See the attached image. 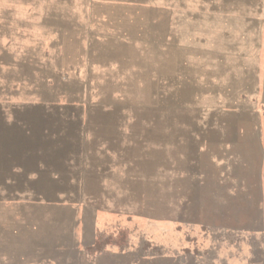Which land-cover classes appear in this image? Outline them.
Masks as SVG:
<instances>
[{"label": "rangeland", "instance_id": "1", "mask_svg": "<svg viewBox=\"0 0 264 264\" xmlns=\"http://www.w3.org/2000/svg\"><path fill=\"white\" fill-rule=\"evenodd\" d=\"M2 99L0 264H264V0H0Z\"/></svg>", "mask_w": 264, "mask_h": 264}, {"label": "water", "instance_id": "2", "mask_svg": "<svg viewBox=\"0 0 264 264\" xmlns=\"http://www.w3.org/2000/svg\"><path fill=\"white\" fill-rule=\"evenodd\" d=\"M7 50V49H6ZM49 71H50V73H51V75L52 76H55V75H57L58 73H59V71H58V69H56V68H52L51 67V69H49ZM63 76L64 77H67L68 76V74L67 73H64L63 74ZM37 81H39V79H37ZM51 84V83H50ZM16 85V84H15ZM14 85V87H16ZM17 85H19L20 87L19 88H25L24 86H26V84H25V81H23V80H19V81H17ZM83 85H85V84H83ZM64 97H56V99L53 101V103H57V101L56 100H60V99H63ZM74 105H77V103H78V105H83V104H88L89 103V94H88V89L85 87V89H84V91L82 92V94L79 96V99L77 98L76 100H74V101H71ZM79 107V106H78ZM77 107V108H78ZM10 113V110L8 109V107H7V104H6V101H5V99H2L1 101H0V117H1V119L3 120V121H6L7 119H8V117H9V114ZM80 122V124H82V120H80L79 121ZM82 129V128H81ZM81 160L83 161V164L81 165V166H84V157H82L81 156Z\"/></svg>", "mask_w": 264, "mask_h": 264}, {"label": "trees", "instance_id": "3", "mask_svg": "<svg viewBox=\"0 0 264 264\" xmlns=\"http://www.w3.org/2000/svg\"><path fill=\"white\" fill-rule=\"evenodd\" d=\"M20 170H22V169H20Z\"/></svg>", "mask_w": 264, "mask_h": 264}]
</instances>
